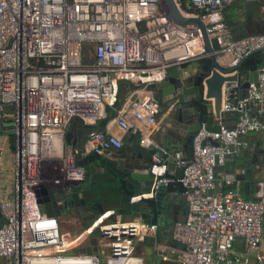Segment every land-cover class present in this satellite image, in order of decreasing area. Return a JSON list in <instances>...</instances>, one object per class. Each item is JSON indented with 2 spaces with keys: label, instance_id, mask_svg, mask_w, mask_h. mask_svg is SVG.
Masks as SVG:
<instances>
[{
  "label": "built area",
  "instance_id": "built-area-1",
  "mask_svg": "<svg viewBox=\"0 0 264 264\" xmlns=\"http://www.w3.org/2000/svg\"><path fill=\"white\" fill-rule=\"evenodd\" d=\"M176 1L185 15L213 27L224 67L264 49V33L233 36L225 13L234 0ZM203 57L198 30L175 23L165 0H0V124L12 126L16 158L13 198L0 202V264H143L136 245L155 235L157 224L119 216L110 221L106 214L67 240L60 217H49L37 204L34 188L58 198V191L69 193L87 181V169L66 138L73 120L88 129L75 132L87 138L89 154L123 150L115 127L140 138L153 153L155 178L153 192L143 198L155 197L169 182L187 189L188 215L174 226V238L183 245L179 264H264V202L223 188L234 179L221 184L217 178L231 147L240 145L238 136L264 128L246 108L264 106V69L235 104L226 100L239 84L225 87L223 108L238 112L237 123L220 132L202 127L192 157L182 150L169 154L160 145L161 105L154 91L142 89L165 81L174 66ZM124 92L129 105L118 109ZM109 113L114 128L103 130L98 122ZM170 160L175 172L183 167L179 179L166 177ZM238 238L246 242L244 253L235 251Z\"/></svg>",
  "mask_w": 264,
  "mask_h": 264
},
{
  "label": "water",
  "instance_id": "water-1",
  "mask_svg": "<svg viewBox=\"0 0 264 264\" xmlns=\"http://www.w3.org/2000/svg\"><path fill=\"white\" fill-rule=\"evenodd\" d=\"M165 2L175 23L185 28L198 30L205 48V57L174 66L169 71L165 81L160 84L144 85L142 89L154 91L155 97L161 105V115L167 113L170 115L166 124V127L169 128L168 131L162 130L159 135L160 145L169 154L182 150L192 157L193 142L202 127H205L208 132H220L222 128L233 129L235 127L238 112L223 108L225 87L228 84H239L238 89H234V91L237 90L236 95L230 94L227 102L235 104L242 99L249 86L258 81L259 74L264 69V49L250 53L234 67H224L217 60L216 54L221 49V45L210 34L213 27L209 26L202 17L185 15L176 0H165ZM246 2L248 3V10H254L257 5V0H246ZM133 88L138 89L137 86ZM117 107L119 108L120 104ZM246 108L249 109L252 117H258L264 121V106L246 104ZM112 117L113 113H109L108 118L99 121L98 124L106 126ZM0 127L3 133H13L9 121L2 122ZM77 128L79 133L88 130L81 122L73 120L68 126L66 138L67 142L74 147L78 163L87 169V181L81 185L73 186L69 193L58 191V198L42 196L34 188L37 204L45 207L49 217L57 216L55 209L60 203L71 210L79 209L82 220L87 225L98 217L108 214L110 221L118 216H138L145 224L161 225L164 222L165 227H170L173 222L168 215V210L171 208L170 203L177 198V194L178 196H181L182 193L185 194L187 189L184 185L180 181L169 182L167 185L159 187L155 197L143 198V196L153 192L155 182L151 163L153 153L139 145L138 152L134 153H124L123 150L117 152L106 150L103 154H89L84 145L87 138L85 141L80 140L76 143L74 133ZM208 142L218 145V142L212 138H208ZM238 142L240 145L235 150L231 147L232 152L227 155L226 163L223 166L225 171L227 170V177L234 180L236 174L241 173V168L245 167L243 162L250 154H253V158L251 157L250 160L253 164L264 163V128L239 135ZM242 143H247V148L243 149ZM172 164L173 161L170 160V169H172ZM233 164H236L237 168H233ZM98 169H103L104 172L110 171L120 181L117 188L119 203L110 210L104 208L103 202L96 201L93 205L88 202L91 196L96 198L94 192L91 191L102 188L101 182L95 181L96 175L99 173ZM182 173L183 167L180 166L175 175L167 174L166 177L179 179ZM220 173L221 171L217 172L218 179L221 178ZM168 194L171 197L167 200ZM67 199H72V201L75 199V202L70 204L66 201ZM261 201L264 202V198ZM183 203L185 207L188 205L189 208L188 201ZM94 206L98 207V212L93 210ZM71 210L69 211L71 212ZM184 221L185 219H181V222ZM4 223L5 218L0 210V227ZM96 240V238L93 239L94 245H96ZM95 250H89L88 254ZM163 254L167 253L156 252L158 264Z\"/></svg>",
  "mask_w": 264,
  "mask_h": 264
},
{
  "label": "crops",
  "instance_id": "crops-1",
  "mask_svg": "<svg viewBox=\"0 0 264 264\" xmlns=\"http://www.w3.org/2000/svg\"><path fill=\"white\" fill-rule=\"evenodd\" d=\"M229 8L230 6L226 10L225 17L230 27V30L235 38H240L252 34L264 33V32L258 33V31H263L264 27L262 26V23L258 21L256 17V13L254 12L255 9L250 10L252 11L250 12V14L248 13L242 14L243 8L238 10L236 9L235 11ZM128 98L129 96L127 92H124L122 102L118 109H122L129 105ZM172 109L173 107L171 108V110ZM169 116H170L169 113H167L161 115L160 117V126L158 128V132L156 135L158 141H159V135L162 132V130L168 131L169 129L168 127H166ZM113 120H111L110 123L107 124L106 126L99 125V127L103 130H106L108 127L114 128L115 123ZM114 131L117 134H119L121 137H123V142L126 141L125 139L128 137L126 143L124 144V148H123L124 153L138 152L137 148L139 145L141 146V144H140V138L137 135L133 133H123L117 127L114 128ZM10 135L11 134L3 133L0 130V169L1 170H7L8 166L11 165V162L8 160L9 155L11 156L10 151L12 147V145L10 144ZM78 136H80V134L78 132H75L74 137L76 143L80 141V138H78ZM241 146L243 149H245L247 148V143H242ZM249 156H247L243 162V166L245 167L241 168V173L239 175L236 174L235 184L231 187L224 184L223 188L224 189L238 188L245 197L250 199L253 198L254 200L255 199L262 200L264 198V163L261 164L257 162L256 164H253V162H250L251 157L253 158V154H250ZM232 167L237 168L236 164H233ZM171 168L172 169L170 171V174L171 175L176 174L177 171L175 172L173 170V166ZM218 171H221L220 173L221 178H219V182L221 184L222 182H225L226 179L230 178L227 177L226 175L227 170L225 171L224 167H221ZM5 180L6 179L0 180V201H6L11 199V194H10L11 188L9 187L10 185H8L9 182ZM176 196L177 198L170 203L171 208L168 210L169 211L168 215H170V218H172L173 221L172 225L167 228L163 225L164 222H162L161 225L157 224L159 228L156 234L150 237H146L144 240L139 241L136 245L135 255L143 259V264H158L156 262L157 251H162L163 253H167V254H163L159 264H179L176 260L177 252L183 249V245L179 241H176L174 238V226L176 223L181 222V219H186L189 208L188 205L186 207L184 206L183 202L187 201L184 193H182L181 196H178V194ZM166 197H167L166 199L168 200L170 199L171 195L168 194ZM107 204L106 203L104 204L105 209L110 210L114 207L109 202ZM65 218H69L73 220V218L72 217L70 218V216L60 217L61 220ZM119 219L140 220L138 216H126V217L119 216ZM234 248L236 252L239 253L246 252L247 246L245 240L242 238H238L235 241ZM261 251L262 254L264 255V239H263V245Z\"/></svg>",
  "mask_w": 264,
  "mask_h": 264
},
{
  "label": "rangeland",
  "instance_id": "rangeland-1",
  "mask_svg": "<svg viewBox=\"0 0 264 264\" xmlns=\"http://www.w3.org/2000/svg\"><path fill=\"white\" fill-rule=\"evenodd\" d=\"M256 4L257 5L254 8L255 9L254 12L256 13V17L258 21H260L262 23V26L264 27V0H257ZM247 7H248V3L246 2V0H234L233 3L230 5L229 9H232L235 11L236 9L238 10V9L243 8L242 14H245V13L250 14V12L252 11L248 10ZM259 32H264V29L263 31H258V33ZM10 144L12 145L11 151H10L11 156L9 155L8 160L11 162V165L8 166L7 170L0 169V180L6 179L5 181L9 182L8 185H10L9 187L11 188L10 194H11V199H12L13 191H14V182H15L14 167H15V161H16L14 138L12 135H10ZM40 210L45 212V207L41 206ZM68 219L69 218H65L61 220L62 228L66 231L69 230V234L67 235V240L74 239L78 235L81 228L83 227L82 221H80L78 218L77 219L73 218V220L72 219L68 220Z\"/></svg>",
  "mask_w": 264,
  "mask_h": 264
},
{
  "label": "flooded vegetation",
  "instance_id": "flooded-vegetation-1",
  "mask_svg": "<svg viewBox=\"0 0 264 264\" xmlns=\"http://www.w3.org/2000/svg\"><path fill=\"white\" fill-rule=\"evenodd\" d=\"M98 170H99V173H97L95 181L101 182L103 180H106L108 182H117V183L120 182L119 179L117 177H115V175L113 173H111L110 171L104 172L103 169H98ZM102 189H104L103 186H102ZM94 191H91V192L93 193ZM66 201H68V203H70V204H73L75 202V199L73 201H72V199H67ZM96 201H99V200H97L94 196H91L88 199V202L91 203V205L95 204ZM60 202L63 203V201H61V200H60ZM58 205H59L58 208L55 209V213L58 216H60V217L61 216L62 217L70 216L72 218H76V219L78 218L80 221H82L83 226L86 225V223H84V221L82 220V215L80 213L81 211L79 209H72L71 210L64 204L62 205L59 203ZM69 210H71V212ZM93 210L95 212L99 211L98 207H96V206L93 207Z\"/></svg>",
  "mask_w": 264,
  "mask_h": 264
},
{
  "label": "trees",
  "instance_id": "trees-1",
  "mask_svg": "<svg viewBox=\"0 0 264 264\" xmlns=\"http://www.w3.org/2000/svg\"><path fill=\"white\" fill-rule=\"evenodd\" d=\"M118 183L108 182L106 180L101 181V184L104 189L101 188V189H96L94 191L96 199L99 200L100 202H104V204L105 203L107 204L109 202L113 206H117L119 203V194H118V189H117Z\"/></svg>",
  "mask_w": 264,
  "mask_h": 264
}]
</instances>
